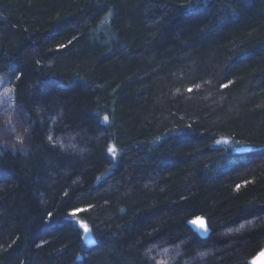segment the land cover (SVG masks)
<instances>
[{
  "label": "trees",
  "instance_id": "16d2710c",
  "mask_svg": "<svg viewBox=\"0 0 264 264\" xmlns=\"http://www.w3.org/2000/svg\"><path fill=\"white\" fill-rule=\"evenodd\" d=\"M1 75L0 264L264 248V0H0Z\"/></svg>",
  "mask_w": 264,
  "mask_h": 264
},
{
  "label": "rangeland",
  "instance_id": "374dc122",
  "mask_svg": "<svg viewBox=\"0 0 264 264\" xmlns=\"http://www.w3.org/2000/svg\"><path fill=\"white\" fill-rule=\"evenodd\" d=\"M9 120L4 127L5 131H10L14 136H21V123L23 121V115L21 108L17 104L15 97V90L10 85L9 79L5 75L0 76V120ZM20 125V126H19ZM13 136V139H14ZM23 136V135H22ZM12 139L7 136H3L0 132V145L9 146L12 143Z\"/></svg>",
  "mask_w": 264,
  "mask_h": 264
},
{
  "label": "water",
  "instance_id": "95a60500",
  "mask_svg": "<svg viewBox=\"0 0 264 264\" xmlns=\"http://www.w3.org/2000/svg\"><path fill=\"white\" fill-rule=\"evenodd\" d=\"M242 150H249L248 147H243ZM201 223H203L204 227H201ZM79 227H81L84 231V237L87 235V242L92 243L94 241L91 230L88 225L84 224L83 222L78 223ZM83 225L87 226V229L89 230L88 233H85ZM192 226L199 231L203 236H205L208 233V228L206 223L202 218H196L192 221ZM206 229V230H205ZM250 264H264V248L251 260Z\"/></svg>",
  "mask_w": 264,
  "mask_h": 264
},
{
  "label": "snow or ice",
  "instance_id": "6c2138e0",
  "mask_svg": "<svg viewBox=\"0 0 264 264\" xmlns=\"http://www.w3.org/2000/svg\"><path fill=\"white\" fill-rule=\"evenodd\" d=\"M18 78H19V77H17V79H18ZM189 91H191V89H189ZM107 119H108L107 117H104V118H103L104 121H107ZM109 151H110V152H113V154H115V147H114V146L111 147V148L109 149ZM72 215H75V213H72ZM82 227L84 228L85 233L87 234L88 231H89V230L87 229V226H86V225H83ZM201 227H204L203 223H201ZM205 230H206V229H205ZM85 240H87V235L85 236Z\"/></svg>",
  "mask_w": 264,
  "mask_h": 264
}]
</instances>
